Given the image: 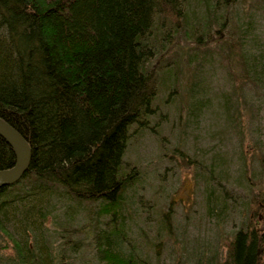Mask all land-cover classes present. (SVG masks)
Instances as JSON below:
<instances>
[{"label": "trees", "instance_id": "1", "mask_svg": "<svg viewBox=\"0 0 264 264\" xmlns=\"http://www.w3.org/2000/svg\"><path fill=\"white\" fill-rule=\"evenodd\" d=\"M202 1L211 13L234 2ZM187 4L0 0V119L31 148L22 179L0 189V264H75L68 223L84 202L102 204L109 219L95 235L98 263L142 264L118 248L125 230L111 224L125 223L121 199L134 181L123 163L131 129L155 114L157 26L170 15L186 25ZM14 164L0 137V170ZM254 205L220 264H264V233L251 227L253 214L264 216V193Z\"/></svg>", "mask_w": 264, "mask_h": 264}, {"label": "rangeland", "instance_id": "2", "mask_svg": "<svg viewBox=\"0 0 264 264\" xmlns=\"http://www.w3.org/2000/svg\"><path fill=\"white\" fill-rule=\"evenodd\" d=\"M229 5L211 13L188 0L186 25L170 15L157 26L155 114L131 129L123 163L134 181L121 199L125 223L111 224L125 230L118 248L142 264H220L264 193V0ZM69 219L75 264H99L102 204L84 202ZM251 221L264 233L262 214Z\"/></svg>", "mask_w": 264, "mask_h": 264}, {"label": "water", "instance_id": "3", "mask_svg": "<svg viewBox=\"0 0 264 264\" xmlns=\"http://www.w3.org/2000/svg\"><path fill=\"white\" fill-rule=\"evenodd\" d=\"M0 137L11 147L15 164L0 170V189L18 183L26 173L31 161V148L26 140L9 124L0 119Z\"/></svg>", "mask_w": 264, "mask_h": 264}]
</instances>
